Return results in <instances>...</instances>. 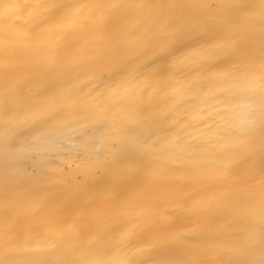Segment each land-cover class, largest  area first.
Instances as JSON below:
<instances>
[{
  "label": "bare ground",
  "instance_id": "6f19581e",
  "mask_svg": "<svg viewBox=\"0 0 264 264\" xmlns=\"http://www.w3.org/2000/svg\"><path fill=\"white\" fill-rule=\"evenodd\" d=\"M192 2L211 6L217 26L196 28L176 42L175 31L166 28L176 10L160 5ZM81 4L103 7L75 14L72 6ZM230 5L247 7L237 13ZM71 26L77 30L70 32ZM233 32L244 37L242 51L259 55L261 0H0V261L260 259L261 154L232 158L225 145L228 134L250 118L252 99L264 91V69L241 63L228 40ZM113 37L122 40L119 48L111 47ZM145 87L152 110L183 104L177 118L195 124L197 106L211 115L212 132L203 124L189 127L179 147L138 153L139 170L121 175L108 167V142L90 141L86 156L78 138L90 128L86 117L119 122L133 99H125L124 90L139 93ZM225 91L233 97L229 105L218 99ZM72 104L88 107L72 113ZM61 109L68 126L58 125L40 151L61 149L49 151L45 171L63 170L64 182L31 178L34 170L38 177L42 173L29 158V145L37 131L46 130L45 121L55 123L51 117ZM174 131L170 126L160 136ZM57 135L62 145L53 142ZM185 142L194 147L184 150ZM229 160L232 170L225 172ZM18 167L28 176H19Z\"/></svg>",
  "mask_w": 264,
  "mask_h": 264
},
{
  "label": "snow or ice",
  "instance_id": "6c2138e0",
  "mask_svg": "<svg viewBox=\"0 0 264 264\" xmlns=\"http://www.w3.org/2000/svg\"><path fill=\"white\" fill-rule=\"evenodd\" d=\"M40 9L47 10L50 6L39 4ZM55 7V6H52ZM78 14L80 10L88 8L91 12L97 8L103 7L97 4H81L77 8ZM111 7H118V5H111ZM144 7V5H139ZM160 7H166L176 10V15L169 17L166 28L173 29L176 33V42H180L184 39V36L196 28L202 27L207 31H212L217 26V17L212 14L211 6L192 2L188 4L169 3L166 5H160ZM233 12H243L247 7L246 5H230ZM59 10V9H57ZM261 14L264 15V0H261ZM77 29L74 26L69 28L70 32H75ZM244 39L241 33L233 32L229 35L230 47L234 54H239L241 63L245 66H255L259 64L264 69V36L261 38V50L258 56L252 55L248 52L242 51L241 42ZM122 44V40L119 37H113L111 41V47L113 49L119 48ZM261 81L264 82V73L261 75ZM150 87V86H149ZM125 99L131 96L132 102L128 105L126 111L123 113L119 122L109 123L104 119H97L93 117H86L91 121L90 128L85 129L79 139V147L82 149L86 156H90L89 143L90 141L108 142L112 151L109 153L112 156V162L108 165L109 169L113 172H118L121 175L131 174L136 172L140 168V161L138 160V153H152V152H167L169 148L175 149L180 146V141L184 137H188V128H198L200 124H203L204 128L208 132H212V125L209 120L212 119L209 114L205 116V112L198 110L197 106H193L192 119L196 121L195 124H189L183 122L177 118V114L184 109L183 104H176L172 108L164 112H158L152 110L148 105L151 102V95L146 101L144 96L148 93V87H145L141 92L136 93L135 89H125ZM115 97L117 92L112 93ZM220 103L229 105L233 102V97L225 91L222 96L218 98ZM87 104L81 106L80 104L70 105V111L72 113L78 112L83 108L86 110ZM217 115H221L217 113ZM51 119L55 122L51 126H47L45 121L46 130L37 131L33 136V143L29 145L30 151L33 152L30 159L40 169L42 177H38L37 172L34 170L31 174V178H45L56 183L64 182L63 170H59V174H54L52 170L45 171L48 168L47 159L49 151H54L57 154L61 150L60 148H54L50 150L40 151V148L44 147L52 136L53 132L58 133V125L68 126V121L65 119L64 110L56 112ZM175 129L171 135L160 136L162 129L169 127ZM217 133L220 131L216 129ZM183 132L184 137L181 136ZM227 139L230 141L225 147L229 148L232 153V158H239L243 155L254 154L257 150L261 154L262 164L260 168V179L258 181L259 186L264 190V91L261 92L259 97L253 98L250 104V118L244 122L241 127L234 129L228 134ZM53 142L59 145L63 144V140L59 135L53 138ZM159 146V147H158ZM183 149L187 150L193 148L194 145L185 142ZM97 156L100 153H96ZM89 161H85L87 165ZM231 160H229L228 166L225 167V172H231ZM17 174L21 177H27L28 173L26 168L18 167ZM264 197V191L261 193ZM159 207V204L154 205ZM261 223L264 224V217H262ZM0 264H11L9 261H0ZM47 264V262H46ZM51 264H82V262L62 257L57 259ZM127 264H142L137 260H129ZM192 264V262H189ZM228 264H264V246H262L260 259H247L242 261H229Z\"/></svg>",
  "mask_w": 264,
  "mask_h": 264
}]
</instances>
